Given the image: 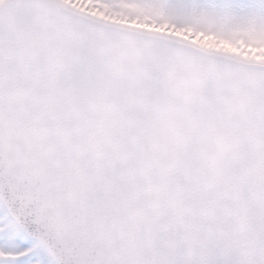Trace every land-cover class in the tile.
Listing matches in <instances>:
<instances>
[{"label":"snow or ice","instance_id":"1","mask_svg":"<svg viewBox=\"0 0 264 264\" xmlns=\"http://www.w3.org/2000/svg\"><path fill=\"white\" fill-rule=\"evenodd\" d=\"M0 264H264V0H0Z\"/></svg>","mask_w":264,"mask_h":264}]
</instances>
